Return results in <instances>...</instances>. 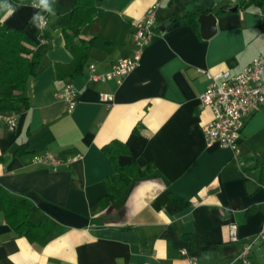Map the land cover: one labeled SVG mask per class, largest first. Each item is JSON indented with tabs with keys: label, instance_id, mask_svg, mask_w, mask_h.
<instances>
[{
	"label": "crops",
	"instance_id": "1",
	"mask_svg": "<svg viewBox=\"0 0 264 264\" xmlns=\"http://www.w3.org/2000/svg\"><path fill=\"white\" fill-rule=\"evenodd\" d=\"M34 2L7 0L15 12L2 23L23 30L41 61L15 129L0 121V264H229L246 243L251 263L264 264V240L254 241L264 230V104L243 118L234 156L206 144L211 113L198 100L206 73L235 75L264 58V0H89L80 30L69 29L77 0H52L45 43L31 22ZM154 3L139 66L120 83L89 80L90 65L102 75L132 56V25ZM203 12L216 16L209 38L200 35ZM167 22L176 25L161 29ZM66 85L72 109L59 96ZM118 143L117 165L147 175L102 205L107 180L119 178L104 148ZM46 152L66 163H32ZM9 194L29 211L7 210ZM230 224L238 241L228 239Z\"/></svg>",
	"mask_w": 264,
	"mask_h": 264
},
{
	"label": "built area",
	"instance_id": "2",
	"mask_svg": "<svg viewBox=\"0 0 264 264\" xmlns=\"http://www.w3.org/2000/svg\"><path fill=\"white\" fill-rule=\"evenodd\" d=\"M158 3L152 4L144 14L132 25L133 54L130 58L119 59L114 62L109 72L105 74L95 73L93 65L89 66V80L112 79L117 83L132 72L140 64L141 54L144 46L151 40L154 32L155 12ZM44 15L46 24L43 29L39 28L41 43H45L43 32L47 26L48 13ZM208 83L199 94L198 100L201 108H206L211 113V119L203 127L204 137L207 145L217 144L229 148L233 155L239 153L237 139L243 125V118L264 104V58H254L242 72L231 75L228 71L217 74L206 73ZM59 96L67 101L68 108L72 109L76 103V93L71 85H66ZM112 94H101L100 100L110 103ZM0 121L7 124L10 130L15 129L17 123L16 113H0ZM32 163L46 164L52 167L64 162L51 153L37 154L32 157ZM71 161V160H70ZM228 239L231 242L239 240L235 224H230ZM264 240L262 230L254 241ZM251 243L242 244L241 250L229 264H252L249 259ZM190 264H196L194 260Z\"/></svg>",
	"mask_w": 264,
	"mask_h": 264
},
{
	"label": "trees",
	"instance_id": "3",
	"mask_svg": "<svg viewBox=\"0 0 264 264\" xmlns=\"http://www.w3.org/2000/svg\"><path fill=\"white\" fill-rule=\"evenodd\" d=\"M80 1L77 0V5L71 12L70 30H80L81 25L91 18L89 0L82 1L83 3H80ZM79 9H84L85 11L86 18L84 20H81V17H79ZM40 61L41 53L36 50L33 41L23 30H7L0 23V113H19L28 108V81L38 71ZM61 66L58 65L57 67L60 68ZM80 69L81 63L73 68L72 73L74 74L80 71ZM115 148L110 145L104 148L119 178L117 181L111 178L107 180V194L99 202L102 205L109 204L115 199L120 198L123 191L135 179L147 175V171L139 170L134 164L123 167L118 166L116 156L119 152L124 151L125 148L120 143ZM2 200L7 210L11 205L13 207L19 205V208H23L26 212L30 209V203L24 198L14 197L9 194L3 196ZM11 215L12 213L10 212L7 214V216ZM25 215L27 216V214ZM17 224L29 226L25 216H20Z\"/></svg>",
	"mask_w": 264,
	"mask_h": 264
},
{
	"label": "clouds",
	"instance_id": "4",
	"mask_svg": "<svg viewBox=\"0 0 264 264\" xmlns=\"http://www.w3.org/2000/svg\"><path fill=\"white\" fill-rule=\"evenodd\" d=\"M33 6L40 9V11L33 15L31 22L35 23L37 27L43 29L46 24V20L44 15L41 13L55 14L52 6V0H35ZM0 10L4 11L3 17L0 18V23H3L15 12V8H13L11 4L7 3V0H4V3L0 4Z\"/></svg>",
	"mask_w": 264,
	"mask_h": 264
},
{
	"label": "water",
	"instance_id": "5",
	"mask_svg": "<svg viewBox=\"0 0 264 264\" xmlns=\"http://www.w3.org/2000/svg\"><path fill=\"white\" fill-rule=\"evenodd\" d=\"M237 7L233 6L228 8V11H236ZM198 22L201 25L200 35L203 38H209L215 33V22H216V16L212 12H203L201 13L198 18ZM170 25H176L171 24L170 22H167L161 27L163 29L164 27H169Z\"/></svg>",
	"mask_w": 264,
	"mask_h": 264
}]
</instances>
